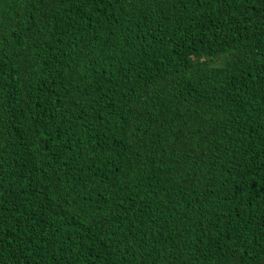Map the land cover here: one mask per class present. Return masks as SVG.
I'll return each mask as SVG.
<instances>
[{"label": "trees", "instance_id": "obj_1", "mask_svg": "<svg viewBox=\"0 0 264 264\" xmlns=\"http://www.w3.org/2000/svg\"><path fill=\"white\" fill-rule=\"evenodd\" d=\"M0 264H264V0H0Z\"/></svg>", "mask_w": 264, "mask_h": 264}]
</instances>
